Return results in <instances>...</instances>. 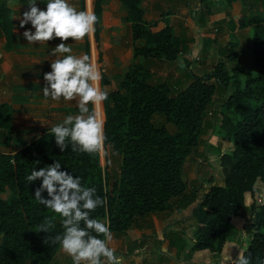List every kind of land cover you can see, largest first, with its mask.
I'll return each instance as SVG.
<instances>
[{
    "label": "trees",
    "instance_id": "trees-1",
    "mask_svg": "<svg viewBox=\"0 0 264 264\" xmlns=\"http://www.w3.org/2000/svg\"><path fill=\"white\" fill-rule=\"evenodd\" d=\"M119 1L127 9L133 32V59L118 88L105 89L108 99L103 102L106 143L120 157L118 170L113 175L108 164L102 166L100 155L73 152L70 146L60 152L50 129L12 154L0 152V264L52 263L60 245L51 240L45 243V238L62 234V219L35 199V189L42 181L30 183L26 177L33 169L56 160L61 170L96 188L106 205L92 217L108 223L113 233H125L138 218L167 210L172 198L185 197L187 203L196 200L190 214L197 223L186 259L206 250L215 257L208 264H235L240 254L250 256L252 264H264V200L257 185L259 181L264 187L263 19L255 16L249 22L253 29L249 65L234 63L230 51L226 60L218 61L202 75L193 74L184 89L172 94L168 82L151 83V72L136 60H176L178 49L171 28L152 32L143 20L142 0ZM224 1L231 4L235 0ZM245 22L241 16L240 26ZM0 28L10 38L12 23L6 3H0ZM141 37L146 40L143 46L135 43ZM108 84L103 75V89ZM218 86L222 95L216 125L213 111L210 123L205 118L215 103ZM157 114L162 115L159 123L155 122ZM168 123L175 127L173 132L166 127ZM207 124L231 147L215 153L218 165L210 162L220 168L223 184H212L197 199V188L186 195L188 184L182 170L185 158L198 152L199 145L208 144L202 138ZM0 129L11 132L7 103L0 104ZM205 153L200 152L208 159ZM208 180L213 181V177ZM246 193L251 196L249 204L245 203ZM43 195L47 197L46 192ZM245 213L250 214L251 238L234 260L223 259L230 246L229 236L236 233L231 220ZM48 218L54 224L51 232H39Z\"/></svg>",
    "mask_w": 264,
    "mask_h": 264
},
{
    "label": "crops",
    "instance_id": "crops-1",
    "mask_svg": "<svg viewBox=\"0 0 264 264\" xmlns=\"http://www.w3.org/2000/svg\"><path fill=\"white\" fill-rule=\"evenodd\" d=\"M31 2L32 0H0V3L7 4L12 23L10 38L7 39L4 31L0 29V104L7 103L10 106L11 129L10 134L0 129L2 153L16 152L43 131L61 123L66 115L79 114L75 101L64 102L61 99L55 102L42 94L45 84L43 73L51 71L50 62L55 59L50 56L51 49L60 41L54 39L48 44L32 45L23 39L25 28H20L19 19L15 18L22 16ZM36 2L42 10H46L48 0ZM68 2L78 11L93 12L98 18L93 35L86 36L81 42L69 41L73 50L71 54L90 57L102 75L107 77L109 84L104 86V90L118 88L133 59V32L127 21V9L119 0ZM140 6L143 20L149 24L152 32L167 26L171 28L178 57L174 61L152 57H138L136 60L151 72V83L168 82L172 94L184 89L192 81L193 74L202 75L218 61L226 60L230 51L234 53V63L250 57L252 27L249 22L255 16L264 21V0H235L231 4L224 0H142ZM241 16L245 17L244 26H240ZM26 28H31V24L26 25ZM135 43L143 46L146 40L141 37ZM218 89L219 86L216 88L215 103L205 118L210 123L213 111V122L216 125L220 118L219 100L222 95ZM206 126L202 138L208 144L199 145L198 152L188 155L182 170V178L188 184L186 195L191 189L197 188V199L212 184H223L222 176V181H218L212 175L214 171L220 172V168L210 164L213 162L211 157L216 158L215 153L219 150L228 151L231 147L230 142L214 135L210 124ZM204 150L208 159L200 154ZM108 170L112 173L111 167L108 166ZM210 177H213L211 182L208 180ZM195 204L196 200L187 203L185 197H174L167 210L138 218L125 233L112 232L114 239L110 246L115 248L117 256L123 258V264L210 262L212 260L210 255H206V250L194 252L190 260L185 258L193 242L195 222L190 213ZM242 215L231 220L237 226V236H240L241 229L244 228L241 227L243 223L239 225ZM229 241L230 246L223 259L227 255L230 258L237 257L240 252V243L233 239V235ZM203 252L205 253L202 254ZM58 253L54 264H73L61 247Z\"/></svg>",
    "mask_w": 264,
    "mask_h": 264
},
{
    "label": "clouds",
    "instance_id": "clouds-1",
    "mask_svg": "<svg viewBox=\"0 0 264 264\" xmlns=\"http://www.w3.org/2000/svg\"><path fill=\"white\" fill-rule=\"evenodd\" d=\"M15 19H19L20 28H25L22 37L27 44L60 41L51 49L50 56L55 59L50 62L51 71L43 73L42 94L55 102L75 101L79 110L78 115H66L61 123L50 128L60 152L70 146L73 152L88 155H118L109 152L112 146L106 143L105 120L96 110L108 99L101 84L103 75L88 55L75 56L69 46L70 40L81 42L94 34L98 23L95 13L78 11L68 0H48L46 10H42L32 0L28 10ZM29 23L31 28H26ZM26 179L30 183L42 181L35 189V199L62 219V234L47 235L45 243L51 240L59 244L73 264H123V258L110 246L114 239L110 225L92 217V213L106 205L95 187L85 186L79 176L61 170L58 160L33 169ZM53 227L52 218H48L39 226V232L49 234ZM235 264H252V259L240 254Z\"/></svg>",
    "mask_w": 264,
    "mask_h": 264
},
{
    "label": "rangeland",
    "instance_id": "rangeland-1",
    "mask_svg": "<svg viewBox=\"0 0 264 264\" xmlns=\"http://www.w3.org/2000/svg\"><path fill=\"white\" fill-rule=\"evenodd\" d=\"M1 29V28H0ZM2 30V29H1ZM251 36H252V34H253V29H251ZM243 62H245V63H243ZM241 64H246V65H249L250 63H251V56L250 57H248V58H245L242 62H240ZM221 88V87H220ZM222 89V88H221ZM222 100H223V98H222ZM221 100V101H222ZM102 106V114H103V110H104V107H103V104L101 105ZM104 115V114H103ZM162 116V115H161ZM160 115H156L155 116V118H156V120H155V122L156 123H159V122H161V119H159L158 117H161ZM105 118V116H103V119ZM154 118V119H155ZM162 118V117H161ZM164 123V121L161 123V124H163ZM166 127L169 129V131H171V132H173L174 130H175V127L171 124V123H168V124H166ZM214 141H216V140H214ZM109 152L110 153H112V151L109 149ZM100 159H101V165L102 166H104L105 164H108V166L109 167H111V170H112V173H114L115 174V172L117 171V168H118V165H119V161H120V157H119V155H110V157L109 158H105L104 156H102V155H100ZM211 159H212V161L213 162H215L216 163V165H218V162H217V158H215V157H211ZM110 161V162H109ZM216 171H214L213 172V174L212 175H214L215 176V179L216 180H218V181H222V178H220V176H221V174H220V172L218 171L216 174ZM257 185H258V187L260 188V193H261V199L262 200H264V187L262 186V184L258 181L257 182ZM259 193V194H260ZM258 198H259V200H260V196H258ZM251 201V196H249V193H247L246 194V196H245V203L246 204H249V202ZM246 214V213H245ZM192 219H194L193 217H192ZM249 220H250V214H246V216H244V215H242V217L240 218V220H239V222H240V224L239 225H241V223H243L242 225H241V227L243 228V229H241L242 231H241V234H240V236H237L236 234L238 233L237 231H236V233H234L233 234V239H236V240H238L239 241V243H240V247H239V245H238V247H239V249H238V251H240L241 249H245L246 248V246H247V244H248V241L250 240V238H251V233L250 232H248V229L251 227L250 226V222H249ZM238 221V220H237ZM194 222H195V224H194V227H193V230H195V228H196V225H197V223H196V220L194 219ZM233 225V224H232ZM233 227L235 228V229H237V226H235V225H233ZM239 229V228H238ZM240 230V229H239ZM194 232V231H193ZM231 236H229V238H230ZM190 248V247H189ZM188 248V249H189ZM205 252H203L202 254H204ZM58 255H59V253H58V251H57V253H56V255H55V257L53 258V261H52V263L51 264H54V262L58 259L57 257H58ZM206 255H210V253L207 251L206 252ZM200 257H204V256H200ZM210 257H211V259L210 260H215V257L214 258H212V256L210 255ZM234 257L235 256H233V257H228V255H227V257H226V259L227 260H230V259H232V260H234ZM207 259V258H206ZM209 259V258H208ZM188 260V259H187ZM209 263V261H207L206 263H204V264H208Z\"/></svg>",
    "mask_w": 264,
    "mask_h": 264
},
{
    "label": "bare ground",
    "instance_id": "bare-ground-1",
    "mask_svg": "<svg viewBox=\"0 0 264 264\" xmlns=\"http://www.w3.org/2000/svg\"><path fill=\"white\" fill-rule=\"evenodd\" d=\"M97 112L100 114L101 118L103 119L102 107L101 106H97Z\"/></svg>",
    "mask_w": 264,
    "mask_h": 264
}]
</instances>
